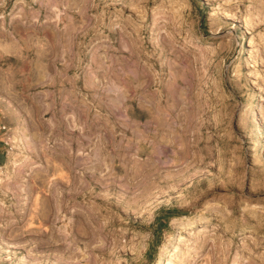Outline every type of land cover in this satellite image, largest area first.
Wrapping results in <instances>:
<instances>
[{"label": "rangeland", "instance_id": "374dc122", "mask_svg": "<svg viewBox=\"0 0 264 264\" xmlns=\"http://www.w3.org/2000/svg\"><path fill=\"white\" fill-rule=\"evenodd\" d=\"M2 124L0 264H264V0H0Z\"/></svg>", "mask_w": 264, "mask_h": 264}, {"label": "bare ground", "instance_id": "6f19581e", "mask_svg": "<svg viewBox=\"0 0 264 264\" xmlns=\"http://www.w3.org/2000/svg\"><path fill=\"white\" fill-rule=\"evenodd\" d=\"M57 14V11H52V17L54 18H58V16H56ZM201 50H206L207 48L204 47V46H201L200 47ZM74 122V121H73ZM69 125V124H68ZM19 137H15L13 139V142H16V141H19L18 140ZM98 159V161L101 163L100 165H102V167H106V165L104 164V159L102 158V155H98L96 156ZM102 158V159H101ZM79 203V202H78ZM79 205V204H78ZM82 205V204H81ZM111 205V204H110ZM113 205V204H112ZM76 206H71L72 208L75 209L74 212H70L69 214V220H68V223L66 225H64L63 227H60L58 228L59 229V234H57V237H58V240L60 241V245L61 247H63V249H68L70 251V254L72 256V258L70 259H74V262L76 261V264H80L81 261H86L87 263H92V261L94 260V256H93V252H90V253H86L84 251V249H81L80 248V241H86L87 237L89 236V234L91 233V229L94 227L93 226V219H95L96 221V224H98V220L97 218L99 217L97 215V213H95V210L96 208L94 207V209H85V208H81L79 206V208L77 209H82V210H85V212H79L77 211L76 209ZM83 206V205H82ZM70 207V208H71ZM93 207V206H92ZM116 207V206H115ZM62 208L60 207V202L58 201V199L56 198L55 199V210H56V213H59L60 210ZM99 209V208H97ZM121 209V208H120ZM126 209V208H125ZM126 211V210H124ZM119 212L117 211V213L113 216L114 218L112 219V221H110V227H115L117 226V223L119 222L120 224L124 222V220L128 219V220H131L134 216V214L132 212L128 213L127 211L126 212ZM132 211V210H131ZM103 212V211H102ZM82 215V216H81ZM102 216V214H101ZM103 217V216H102ZM59 219V217H58ZM138 217L134 218V222L135 220H137ZM101 222V221H100ZM105 226V224H104ZM99 228V224L97 226ZM104 229V227L102 226V223H101V226L100 228L98 229L99 232H98V235H100V237L98 236L95 240H94V243H98L100 244L99 246H102L103 245V242L105 240V237L102 235V230ZM93 231V230H92ZM78 232V234L81 236L80 238L79 237H75V233ZM96 232V230H95ZM94 233V232H93ZM91 233V234H93ZM97 233V232H96ZM95 233V234H96ZM89 241V240H88ZM90 242V241H89ZM84 243V242H82ZM86 243V242H85ZM84 243V244H85ZM86 246V249L88 250V247L87 244H85ZM96 247H91L90 246V249L91 250H94ZM98 248V247H97ZM125 248V247H124ZM89 249V250H90ZM132 252H135V248H131ZM68 251V252H69ZM70 257V256H69ZM85 262V263H86Z\"/></svg>", "mask_w": 264, "mask_h": 264}, {"label": "crops", "instance_id": "0c3cea01", "mask_svg": "<svg viewBox=\"0 0 264 264\" xmlns=\"http://www.w3.org/2000/svg\"><path fill=\"white\" fill-rule=\"evenodd\" d=\"M7 161V147L4 133L0 130V166Z\"/></svg>", "mask_w": 264, "mask_h": 264}, {"label": "trees", "instance_id": "16d2710c", "mask_svg": "<svg viewBox=\"0 0 264 264\" xmlns=\"http://www.w3.org/2000/svg\"><path fill=\"white\" fill-rule=\"evenodd\" d=\"M167 214H168V217H166L165 219H161V220H160V223H159L158 228L161 227V226H166L167 223H168V220H169V218H170V215H172V214H174V213L171 212V211H167Z\"/></svg>", "mask_w": 264, "mask_h": 264}, {"label": "built area", "instance_id": "2783aa9c", "mask_svg": "<svg viewBox=\"0 0 264 264\" xmlns=\"http://www.w3.org/2000/svg\"><path fill=\"white\" fill-rule=\"evenodd\" d=\"M0 130L4 133L5 138H7L6 135L8 134V131H9L7 128V125L2 124L0 126ZM5 143H6V145H8L7 141H5Z\"/></svg>", "mask_w": 264, "mask_h": 264}]
</instances>
